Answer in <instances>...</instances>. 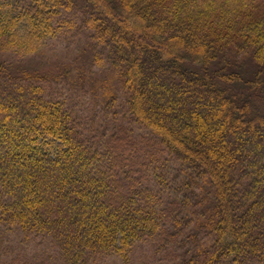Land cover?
<instances>
[{"label":"trees","instance_id":"obj_1","mask_svg":"<svg viewBox=\"0 0 264 264\" xmlns=\"http://www.w3.org/2000/svg\"><path fill=\"white\" fill-rule=\"evenodd\" d=\"M263 82L264 0H0V224L53 264L151 239L155 264H264Z\"/></svg>","mask_w":264,"mask_h":264},{"label":"rangeland","instance_id":"obj_2","mask_svg":"<svg viewBox=\"0 0 264 264\" xmlns=\"http://www.w3.org/2000/svg\"><path fill=\"white\" fill-rule=\"evenodd\" d=\"M63 18L65 17H60L58 19V21H62V26L61 29L58 28L56 31L55 38L47 41L43 47L45 49L46 58L51 57L47 61L49 62L48 64H53L57 67L59 65L58 60L52 57L59 55L60 60L65 57L67 43H69L71 35L70 30H74L78 26V23H73L69 20L70 25L72 23L73 24L71 26L72 29L69 28V30H67V24L65 23L67 20H64ZM36 45L38 44H35V46ZM82 59L85 58L82 57ZM92 69L94 72L105 71L107 69V65L104 61L97 62ZM219 81L222 84L231 85L229 84L230 82L224 79ZM258 89L264 90V82L260 83ZM121 91V93H123V90ZM262 94H264V91ZM73 100H75L74 104L77 103V106H80V102L77 98H74ZM133 128L136 134H146V131L143 128L138 126H134ZM154 178H148L149 185L151 187L156 185ZM0 240L2 242L0 245V264H53L50 262L51 251L49 250L47 243L43 241L42 238L25 237L20 233L17 227L0 224ZM153 245L154 241L152 239L141 241L130 250L126 260L120 258L116 254H110L100 257L96 260L97 262L95 261L93 264H155L159 257L155 255L154 251L156 250V247Z\"/></svg>","mask_w":264,"mask_h":264}]
</instances>
